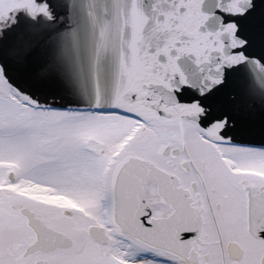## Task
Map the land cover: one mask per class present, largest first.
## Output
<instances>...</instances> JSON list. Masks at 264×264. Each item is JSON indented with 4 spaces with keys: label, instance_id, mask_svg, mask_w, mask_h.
Returning a JSON list of instances; mask_svg holds the SVG:
<instances>
[{
    "label": "snow or ice",
    "instance_id": "snow-or-ice-1",
    "mask_svg": "<svg viewBox=\"0 0 264 264\" xmlns=\"http://www.w3.org/2000/svg\"><path fill=\"white\" fill-rule=\"evenodd\" d=\"M0 264H264V0H0Z\"/></svg>",
    "mask_w": 264,
    "mask_h": 264
}]
</instances>
